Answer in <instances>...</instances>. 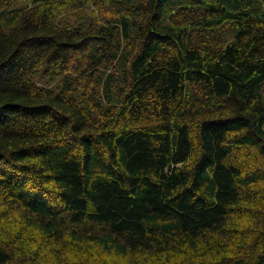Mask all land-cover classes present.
I'll return each mask as SVG.
<instances>
[{
  "label": "trees",
  "instance_id": "trees-1",
  "mask_svg": "<svg viewBox=\"0 0 264 264\" xmlns=\"http://www.w3.org/2000/svg\"><path fill=\"white\" fill-rule=\"evenodd\" d=\"M0 264H264V0H0Z\"/></svg>",
  "mask_w": 264,
  "mask_h": 264
},
{
  "label": "rangeland",
  "instance_id": "rangeland-1",
  "mask_svg": "<svg viewBox=\"0 0 264 264\" xmlns=\"http://www.w3.org/2000/svg\"><path fill=\"white\" fill-rule=\"evenodd\" d=\"M50 77V75L48 73L45 74V78H48Z\"/></svg>",
  "mask_w": 264,
  "mask_h": 264
}]
</instances>
